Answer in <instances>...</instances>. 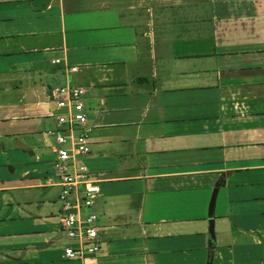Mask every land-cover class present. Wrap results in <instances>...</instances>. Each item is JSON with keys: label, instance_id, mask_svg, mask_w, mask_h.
Instances as JSON below:
<instances>
[{"label": "crops", "instance_id": "0c3cea01", "mask_svg": "<svg viewBox=\"0 0 264 264\" xmlns=\"http://www.w3.org/2000/svg\"><path fill=\"white\" fill-rule=\"evenodd\" d=\"M60 84L85 88L97 264H264V0H0V140L32 155L0 199L45 188L1 219L0 264H85L63 255Z\"/></svg>", "mask_w": 264, "mask_h": 264}, {"label": "built area", "instance_id": "2783aa9c", "mask_svg": "<svg viewBox=\"0 0 264 264\" xmlns=\"http://www.w3.org/2000/svg\"><path fill=\"white\" fill-rule=\"evenodd\" d=\"M56 105L63 112L56 114L59 128L55 130V169L61 185L59 199L62 210L59 214L60 230L71 242L63 247L66 258L85 260V264H97L101 250L99 226L95 212H82L83 207L94 203L99 185L80 156L89 150L87 116L83 96L85 88L78 85L60 84L55 87Z\"/></svg>", "mask_w": 264, "mask_h": 264}, {"label": "rangeland", "instance_id": "374dc122", "mask_svg": "<svg viewBox=\"0 0 264 264\" xmlns=\"http://www.w3.org/2000/svg\"><path fill=\"white\" fill-rule=\"evenodd\" d=\"M26 139L24 140H28L27 138L30 137H25ZM5 142L7 143L9 150H8V156L9 158H12L10 161L8 162L6 161V154L5 152H3V155L1 154L0 159L4 160V162H6V165L8 164V166H4L3 169V174H1L2 169H0V176H6V174L11 175L12 170H10L9 168L10 165L15 167V170H17L19 168V166H17L15 163H12L13 159H20L22 158V155L20 154L21 150H16V147L14 146L12 140L9 139H2L0 140V145H2ZM13 149V150H12ZM15 151H19V152H15ZM32 157V155H30ZM28 155H24L23 158L21 159V163L22 164H26V163H30L28 162V160L31 158ZM19 162V163H20ZM7 168V169H6ZM42 191H45V188H28V189H13V190H7L6 191V196L0 199V203H2V206L0 208V222L1 219L7 217L9 214H14L15 209H12L11 206L14 205L15 203H17L18 201H22V200H38V198L42 195ZM1 226V225H0ZM215 233H217V231L219 230V225L216 224L215 226ZM217 238V235L215 236V239ZM216 241V240H215Z\"/></svg>", "mask_w": 264, "mask_h": 264}, {"label": "water", "instance_id": "95a60500", "mask_svg": "<svg viewBox=\"0 0 264 264\" xmlns=\"http://www.w3.org/2000/svg\"><path fill=\"white\" fill-rule=\"evenodd\" d=\"M213 196H212V199H211V204L213 203ZM211 230H213V224L211 223ZM211 234H213V232L211 231Z\"/></svg>", "mask_w": 264, "mask_h": 264}]
</instances>
